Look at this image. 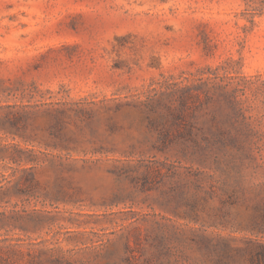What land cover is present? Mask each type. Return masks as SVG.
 I'll return each mask as SVG.
<instances>
[{
    "label": "rangeland",
    "instance_id": "rangeland-1",
    "mask_svg": "<svg viewBox=\"0 0 264 264\" xmlns=\"http://www.w3.org/2000/svg\"><path fill=\"white\" fill-rule=\"evenodd\" d=\"M192 83L234 100L217 95L210 108L198 103L194 119L216 112L246 124L249 150L236 165L252 194L264 183V0H0V172L10 164L12 145L26 146L12 132L15 115L27 114L28 135L41 141L28 145L40 157L69 156L47 157L65 166L56 169L47 160L35 170L40 188L33 193H7L0 174V239L40 241L58 233L64 250L82 247L67 256L88 259L93 232L140 229L187 244L201 233L235 244L255 236L215 219L223 192L206 201L208 183L197 193L199 215L161 204L160 190L111 204L115 192L132 190L129 178L118 180L111 170L131 163L125 153L148 133L143 101ZM57 117L75 139L69 150L45 145ZM101 144L104 152H95ZM143 149L146 158L192 166L193 179L222 177L214 162L205 168L176 148L161 153L142 144L136 151ZM216 157L226 158L213 152ZM233 164L223 167L235 171ZM248 212L246 203L231 209L233 217ZM186 253L197 257L190 248Z\"/></svg>",
    "mask_w": 264,
    "mask_h": 264
},
{
    "label": "trees",
    "instance_id": "trees-1",
    "mask_svg": "<svg viewBox=\"0 0 264 264\" xmlns=\"http://www.w3.org/2000/svg\"><path fill=\"white\" fill-rule=\"evenodd\" d=\"M223 95L226 100L235 105L230 95L217 88H210L205 84H189L178 86L169 91H161L147 96L143 101L145 110L143 122L148 133L141 142L151 151L166 153L176 148L179 153L193 162H198L205 168H212L214 162L221 170V179L213 174L193 179L190 168L183 164H168L156 159V155L146 158V149L136 151L141 145L133 143L132 148L125 153L131 163L115 165L111 172L122 180L129 178L132 190H119L111 197V204H118L132 198L138 192L160 190L157 200L168 205L172 210L182 215H199V201L197 193L204 191V184L208 183L210 191L206 192L208 201L220 189L221 205L215 219L220 224H229L237 230H248L255 236L246 237L243 244L233 243V239L212 237L204 233L197 234L189 244L186 239L176 238L158 233L148 232L143 235L140 229L130 231H110L107 233L93 232L96 238H91V244L85 248L91 249L92 255L88 259L67 256L75 250H64L58 233L51 239L32 241L30 239L9 238L0 239V264H264V183L258 184L252 194L244 186L242 169L236 164L243 162V153H248L247 138L244 136L245 123H236L228 116H218L212 112L201 121L194 119L198 103L202 107L210 108L216 104L218 96ZM57 117V124L49 127V138L45 141L47 147L69 150L74 138L65 133ZM16 135L20 136L26 146L20 143L12 145L7 158L10 164L3 172L7 193L16 191L19 194H29L40 188V180L35 170L43 167L47 160L56 168L62 170L64 163H56L47 157L63 159L69 156L42 152L40 157L35 148L29 147L39 141L28 135L27 114L15 115L13 118ZM2 127V116L0 115ZM113 130L115 125H110ZM41 142V141H39ZM91 142H94L91 140ZM104 145L96 147L95 152H104ZM2 148L0 158L2 159ZM223 153L226 158L216 157L212 161V153ZM139 154V157H135ZM231 154L232 158L227 156ZM119 161V159H117ZM234 163L235 171L223 167ZM174 167L182 169L179 173ZM165 169V171H164ZM192 188L196 192H192ZM246 203L249 212L241 217H233L231 209ZM123 228H121L122 230ZM190 248L197 253L191 257L186 253Z\"/></svg>",
    "mask_w": 264,
    "mask_h": 264
}]
</instances>
